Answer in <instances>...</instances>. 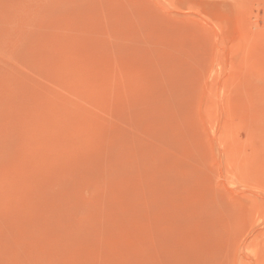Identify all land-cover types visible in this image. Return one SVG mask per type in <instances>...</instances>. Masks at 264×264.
Returning a JSON list of instances; mask_svg holds the SVG:
<instances>
[{"label":"rangeland","instance_id":"1","mask_svg":"<svg viewBox=\"0 0 264 264\" xmlns=\"http://www.w3.org/2000/svg\"><path fill=\"white\" fill-rule=\"evenodd\" d=\"M0 264H264V0H0Z\"/></svg>","mask_w":264,"mask_h":264}]
</instances>
